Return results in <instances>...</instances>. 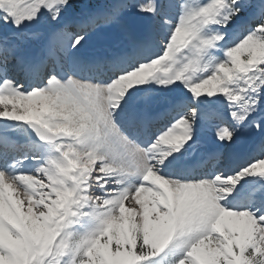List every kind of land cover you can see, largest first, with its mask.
<instances>
[{
	"label": "snow or ice",
	"instance_id": "1",
	"mask_svg": "<svg viewBox=\"0 0 264 264\" xmlns=\"http://www.w3.org/2000/svg\"><path fill=\"white\" fill-rule=\"evenodd\" d=\"M0 264H264V0H0Z\"/></svg>",
	"mask_w": 264,
	"mask_h": 264
},
{
	"label": "rangeland",
	"instance_id": "2",
	"mask_svg": "<svg viewBox=\"0 0 264 264\" xmlns=\"http://www.w3.org/2000/svg\"><path fill=\"white\" fill-rule=\"evenodd\" d=\"M258 142V137L256 138ZM248 147H251V144L247 145ZM216 148L215 142L212 138L211 131H202L199 143L195 149V159L197 160H205L207 158V155L214 151ZM211 163V162H209ZM210 166V164H209Z\"/></svg>",
	"mask_w": 264,
	"mask_h": 264
},
{
	"label": "bare ground",
	"instance_id": "3",
	"mask_svg": "<svg viewBox=\"0 0 264 264\" xmlns=\"http://www.w3.org/2000/svg\"><path fill=\"white\" fill-rule=\"evenodd\" d=\"M212 152V151H211ZM197 161H199L198 159H197ZM210 164V163H209Z\"/></svg>",
	"mask_w": 264,
	"mask_h": 264
}]
</instances>
